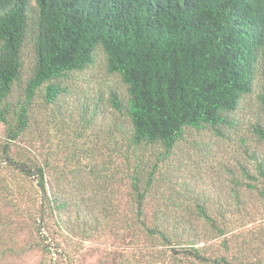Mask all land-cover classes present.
I'll list each match as a JSON object with an SVG mask.
<instances>
[{
  "label": "trees",
  "instance_id": "trees-1",
  "mask_svg": "<svg viewBox=\"0 0 264 264\" xmlns=\"http://www.w3.org/2000/svg\"><path fill=\"white\" fill-rule=\"evenodd\" d=\"M27 48L33 52V66L24 95L14 99ZM99 53L107 71L118 74L127 89L125 103L111 94L129 129L118 126L110 135L109 156L116 151L123 156L124 164L117 168L130 188L132 215L107 205L101 223L86 228L88 219L97 220L90 198L71 204L68 194L60 193L59 199L48 198L50 211H91L81 220L80 240H90L103 228L102 235L108 231L118 241V247L110 242L98 264H264V220L238 190L231 202L212 204L183 181L171 192L162 185L170 181L171 162L187 131L211 127L221 134L223 125L233 123L229 113L252 92L258 74L264 78V0H0V192L16 200L15 195H31L29 204L36 209L29 213L41 230L47 211L42 194L47 195V168L56 151L35 155L30 147L25 151L21 140L33 129L36 99L58 106L70 90L64 79L94 65ZM261 100L264 105V92ZM254 129L264 139V128ZM120 136L125 139L123 153ZM85 152L95 172L89 160L93 153ZM250 156L253 162L241 165L236 182L256 192L264 210V156ZM113 161L105 173H117ZM92 177L99 181V170ZM37 195L42 199L34 207ZM150 199L151 219L146 212ZM210 234L220 238L221 254H207ZM77 255L67 254L69 264H76ZM59 256L52 255L50 264H59Z\"/></svg>",
  "mask_w": 264,
  "mask_h": 264
},
{
  "label": "rangeland",
  "instance_id": "rangeland-1",
  "mask_svg": "<svg viewBox=\"0 0 264 264\" xmlns=\"http://www.w3.org/2000/svg\"><path fill=\"white\" fill-rule=\"evenodd\" d=\"M25 58L22 82L15 87L14 99L24 95V85L31 73L33 52L30 48L25 50ZM64 83L70 90L59 99L55 108L36 99L33 105V129L21 140L25 151L30 147L31 153L35 155L44 157L48 156L50 150L56 151L53 165L47 168V195L42 194L47 208L45 221L41 223V232L38 231L29 213L30 209H36L29 204L30 194L28 196L26 193L23 198L15 195L16 200L0 192V264H50L52 255L63 254L64 257L59 256V264H69L68 256L77 252L76 264H98L110 242L118 247V241L110 237L108 231L106 235L101 234L103 228L95 232L97 234L92 238L87 235L90 240H80L77 234L83 228L81 220L84 215L88 218L91 211L83 208L78 214L75 208L71 211L68 207L61 214L55 210L52 213L47 206V203H52L50 200L48 202V198L56 199L59 193L64 196L68 194L71 204L81 198H90L89 205L97 220L93 223L88 219L86 228L101 223L100 215L104 216L101 212L107 205L117 208L121 215H132L131 205H128L132 199L130 188L127 181L123 180V173L118 172L120 169L117 168L124 164L123 156L117 151L109 156V150L113 149L110 135L117 133L118 126H125L124 130L129 129L128 119L116 110L111 100V94L117 93L125 103L128 97L125 84L118 74L107 71L102 53H99L94 65L84 71L71 73L64 79ZM263 92L264 78L260 73L252 92L242 97L236 111L229 113V120L233 123L223 125L220 128L221 134L211 127L189 129L178 145L171 162L173 171H170V181L162 184L163 190L171 192L173 185L183 181L195 186L200 198L212 204L231 202L234 198L232 192L238 190L241 200L250 207L258 208L259 216L262 217L259 219L264 220V210L258 207L262 204L256 192L236 182V179L242 177L241 165L253 162L251 154L256 152L264 156V139L254 129L257 125L264 128ZM35 120L38 121L35 123ZM3 132L4 127L0 122V137L4 136ZM93 134L99 135L90 141ZM51 136H55L52 142L49 141ZM119 138L123 153L125 139L121 136ZM89 149L93 153L89 160L95 165V172L99 170L101 175L99 181H94L92 176L95 172L90 171L84 159L85 151ZM12 153L16 154L15 150ZM113 159L112 166L117 169L115 175H111V171L105 173L108 163ZM42 196L37 195L34 207L38 206ZM147 202L146 212L151 219L154 208L152 199ZM94 206L99 209L96 210ZM216 206L209 208L214 211ZM10 222L12 225L9 226ZM205 225L204 232L207 231ZM219 244L220 238H211L210 234L206 241L207 254H221L223 250ZM200 245H205V242Z\"/></svg>",
  "mask_w": 264,
  "mask_h": 264
}]
</instances>
